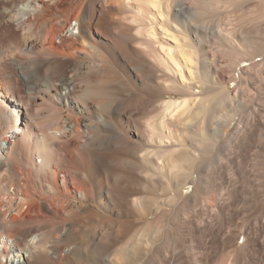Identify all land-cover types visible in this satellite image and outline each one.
Returning a JSON list of instances; mask_svg holds the SVG:
<instances>
[{"label": "bare ground", "instance_id": "6f19581e", "mask_svg": "<svg viewBox=\"0 0 264 264\" xmlns=\"http://www.w3.org/2000/svg\"><path fill=\"white\" fill-rule=\"evenodd\" d=\"M0 264H264V0H0Z\"/></svg>", "mask_w": 264, "mask_h": 264}, {"label": "rangeland", "instance_id": "374dc122", "mask_svg": "<svg viewBox=\"0 0 264 264\" xmlns=\"http://www.w3.org/2000/svg\"><path fill=\"white\" fill-rule=\"evenodd\" d=\"M230 20H231V21H229V23H230V24H233V23H234V21H233L234 18L231 17ZM226 22H227V21H226ZM225 24H226V23H225ZM225 26H228V25H225ZM74 32H76V31H74ZM218 57H219L220 60L222 59L223 61H225V60L227 59V57H226L225 55H223V54H219ZM246 64H248V62H245V63L241 64V66L246 65ZM241 66H240V67H241ZM237 74H240V70L237 71ZM230 86H231L232 88H234V87H235V84H231ZM232 126H233V123H232V124L230 125V127L227 129L225 135H227V134L229 133V131H230V129H231ZM247 169L249 170V168H247ZM253 176H254V172L249 174V178L252 179V180L254 179ZM191 189H192V188H188V189L185 190L184 192L187 194V193L191 192ZM243 205H244V204H242V206H241V204H240V206L237 208V211H240V210L243 208ZM259 206H260V205H259ZM259 206H257V208H259ZM256 214H257L256 211H253L252 213L248 214V215L245 216V217H241V216H240V218H241V219H242V218H243V219L245 218L246 220H250V219L254 218V217L256 216ZM242 232H243V230H240V233H242ZM172 234H173V235H172ZM171 236H172V237L174 236V231L170 233V237H169V239L172 238ZM163 239H164V234H163V233L159 234V237H157V240H158L159 242H161ZM241 243H242V240L240 239V240L238 241V244H241ZM161 248H162V253H164V251L167 250L168 247H167V248H166V247H159V250H160Z\"/></svg>", "mask_w": 264, "mask_h": 264}]
</instances>
